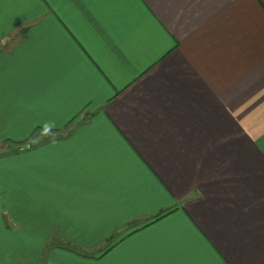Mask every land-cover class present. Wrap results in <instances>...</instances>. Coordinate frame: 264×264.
Here are the masks:
<instances>
[{
  "label": "crops",
  "instance_id": "0c3cea01",
  "mask_svg": "<svg viewBox=\"0 0 264 264\" xmlns=\"http://www.w3.org/2000/svg\"><path fill=\"white\" fill-rule=\"evenodd\" d=\"M0 144V264H264V0H0Z\"/></svg>",
  "mask_w": 264,
  "mask_h": 264
},
{
  "label": "rangeland",
  "instance_id": "374dc122",
  "mask_svg": "<svg viewBox=\"0 0 264 264\" xmlns=\"http://www.w3.org/2000/svg\"><path fill=\"white\" fill-rule=\"evenodd\" d=\"M7 146H11V145L10 144L9 145H7V144H0V150H2V151L5 150V152H3V154L10 153V151L12 152L11 147H7Z\"/></svg>",
  "mask_w": 264,
  "mask_h": 264
}]
</instances>
